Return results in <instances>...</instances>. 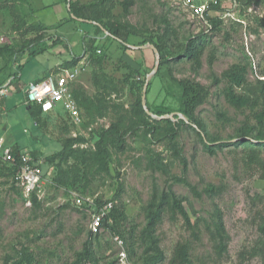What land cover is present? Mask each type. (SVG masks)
I'll use <instances>...</instances> for the list:
<instances>
[{
  "label": "rangeland",
  "instance_id": "374dc122",
  "mask_svg": "<svg viewBox=\"0 0 264 264\" xmlns=\"http://www.w3.org/2000/svg\"><path fill=\"white\" fill-rule=\"evenodd\" d=\"M70 2L94 4L105 26L110 29L113 24L120 25L121 36L129 31L134 34L124 44L109 36L107 30H98L94 22L71 17L66 0H35L34 7L24 5V0H0V60L8 59L9 53L2 50L11 42L18 53L35 52L37 55L27 56L17 65L23 82L37 79L41 74L36 71L43 73L53 58L51 53L39 51L60 44L55 48L60 53L54 59L59 56L61 64L53 72L79 66L74 88L95 105L90 103V109L79 106L80 123L73 122L60 104L36 123L22 106L24 86L13 90L5 102L7 111L0 114V135L6 136L13 147L47 156L44 168L50 179L40 205L34 206L13 181L9 168L0 166V264H17L22 254H31L34 264H117L122 247L106 226L92 233L91 213L95 206L113 199L125 213L120 231L123 228L126 234L135 228L139 232L155 187L159 191L171 188L184 198L190 220L187 223L181 213L175 218L165 214L157 227L166 256L160 264H169L174 247L181 241L189 243L194 264H264V234L256 216L257 208L264 207V179L246 171V153L241 148L229 146L215 154L207 152L198 129L178 111L182 90L177 83L189 79L202 85L204 101L195 116L204 125L201 134L208 143L230 140L244 125L256 124L247 108L240 109L228 101L225 75L240 65L246 68L250 81L263 78L264 0L249 5L241 0H222L207 14V24L192 16L180 0ZM164 16L170 22L174 47L162 58L146 41L156 40L158 32H163ZM210 18L220 21L213 24ZM40 21L53 24L55 30ZM200 33L207 40L200 59L179 58L175 46L187 36ZM89 36L93 37L86 42ZM140 104L151 117L149 125L156 126L153 131L138 121ZM165 119L177 124L175 131ZM113 124L119 131L110 130ZM105 131L112 133L107 138L112 156L107 173L98 172L91 158L95 148L92 133ZM79 133L85 140L75 141L67 153L65 149L64 159L50 158ZM60 167L70 173L66 187H57L51 181ZM77 197L93 199L94 203L84 207L77 203ZM218 215L225 226L223 251L206 226ZM87 240L93 253L90 259L85 258ZM124 248L127 252L126 243Z\"/></svg>",
  "mask_w": 264,
  "mask_h": 264
},
{
  "label": "trees",
  "instance_id": "16d2710c",
  "mask_svg": "<svg viewBox=\"0 0 264 264\" xmlns=\"http://www.w3.org/2000/svg\"><path fill=\"white\" fill-rule=\"evenodd\" d=\"M254 0H241L244 5L253 3ZM68 3V13L71 17L76 19H82L87 22H94L98 30L106 31L109 36L116 38L117 40L127 43V37L132 32H126L125 36L120 34V25L113 24L110 29L109 26H105L102 22V18L98 16L97 10L94 9V4H83L74 5L70 1ZM30 3V0H24V5ZM163 23L166 24L163 32H158L156 40L146 43H152L153 47L156 48L162 58L171 54V50L174 47L172 42L170 29V22L164 16L162 18ZM213 24L216 21H220L219 18H210ZM93 36H89L86 42H90ZM107 38V37H106ZM206 36L203 33L196 34L194 36H187L183 41L177 44L175 47L179 48L176 53L180 57H187L194 60H199L205 47H206ZM171 42V43H170ZM145 43V44H146ZM100 51V49H98ZM30 56L35 55V52L29 54ZM67 67V65H66ZM62 68H65L63 66ZM60 69V68H59ZM227 86L225 87V94L230 103L238 108H247L252 117L255 119L256 124H246L239 129L238 135L230 140L215 141L214 143H208L203 135L204 125L196 118L195 111L203 103L204 94L202 93L203 87L199 82H194L189 79L177 80L179 87L182 90V96L180 99L179 113L188 117L191 121V127L198 129L201 140L207 152L215 154L217 150H221L225 147L232 146L236 149L241 148L245 150L244 168L249 174L259 175L260 178L264 179V74L263 78H258L255 81H250L246 68L240 65H235L228 72H226ZM74 98L78 103L86 109H90V103L95 106L91 100L86 101L79 92H77L73 86ZM143 104V103H142ZM140 104L136 110L138 121L146 126H149L148 131H153L156 128L155 125L150 126L149 119L151 118L146 111L143 109V105ZM28 113L35 119L36 123H39L40 116L45 112L42 110L39 104H31L27 108ZM163 115L162 111L157 112ZM179 117V115H176ZM170 123L171 128L175 131V122L171 119H165ZM180 123H184L183 119ZM112 131H119V127L115 124L110 128ZM174 133V132H173ZM109 132L96 133L93 132L91 139L94 141V150L91 153V158L96 165L98 172H109L110 164L112 160L111 151L107 146V138H110ZM85 140L82 133L78 134L77 138H69L64 144V149L50 157L54 159L56 157H62L64 159L65 149L70 148L75 141ZM24 148L18 146L13 147L16 154ZM34 155L41 154L32 151ZM45 158V165L47 166L48 158ZM7 166L9 173L13 177L15 173V166L0 160V166ZM45 176L49 178L47 170L44 168ZM51 181L57 187H66L70 184V173L64 168L60 167L57 169L55 174L52 176ZM32 203L34 206L40 205V199L36 194L32 195ZM113 201V199H110ZM109 201V200H107ZM170 213L175 218V214L181 213L186 222L190 223L189 217L184 208V198L179 197L171 189L159 191L157 187L154 188L153 195L149 203L145 208V224L139 232L135 231V228L123 232V228L120 231V226L125 219V213L123 208H118L116 205L113 206L109 214L103 219V225L108 227L112 234L119 235L126 243V249L128 257L133 259L134 264H160L166 256L160 245V238L157 235V227L163 220L165 214ZM256 216L259 220V229L264 234V207L257 208ZM123 226V225H122ZM208 231L211 234V238L217 242V247L220 251L225 249V226L221 215H218L216 219L206 225ZM92 237V236H90ZM86 248V259L93 257L91 251L90 240L85 243ZM138 248H141V252H138ZM17 260V264H34V257L31 254H25L20 256ZM114 262H112L113 264ZM85 264V262L81 263ZM169 264H194L191 259L190 245L187 241H181L176 244L173 249L172 256L169 260Z\"/></svg>",
  "mask_w": 264,
  "mask_h": 264
},
{
  "label": "built area",
  "instance_id": "2783aa9c",
  "mask_svg": "<svg viewBox=\"0 0 264 264\" xmlns=\"http://www.w3.org/2000/svg\"><path fill=\"white\" fill-rule=\"evenodd\" d=\"M181 4L196 18L207 21V14L212 9H217L222 0H180ZM206 23V24H207ZM63 68H60L62 70ZM81 68L79 66L63 69L59 72H51L43 79L29 82L25 88V105L39 104L44 112L52 111L58 104L67 111L75 123L81 122L80 107L74 98L73 86ZM45 156L34 155L29 149H21L17 154L13 146L6 145L3 137H0V160L14 165L15 173L13 181L21 190L25 199L31 203L33 194L41 199L49 179L45 176ZM79 205L90 207L93 199L77 197ZM114 206V201H105L95 206L91 213L90 227L93 234L101 231L103 219L107 217ZM113 240L122 247L117 264H132L124 248V240L117 234H112Z\"/></svg>",
  "mask_w": 264,
  "mask_h": 264
},
{
  "label": "crops",
  "instance_id": "0c3cea01",
  "mask_svg": "<svg viewBox=\"0 0 264 264\" xmlns=\"http://www.w3.org/2000/svg\"><path fill=\"white\" fill-rule=\"evenodd\" d=\"M30 5H32V7H34L35 0H30ZM26 6H27V4H26ZM35 16L36 15L34 13V17ZM40 22L45 24L50 30H55V27L53 24L46 23L44 21H40ZM56 46L60 47V44L59 45L56 44L55 46L52 45V48H51V46H49L50 48L44 47V48H42V51H39L38 54H40L41 52H47V53L52 54L53 58L51 61H49L48 68L43 73L41 71L37 70L36 73L40 72V74H41L37 79H30V80L23 82L21 79L22 73H21V71L19 73V69H18V68H20V65H17V62L21 63L23 60H26V57L30 56L29 50H25V49H24L25 51L20 50V52L18 53V52H16V51H18V49H16V46H15V44H13V42H11V44H5L4 45V49L2 50L3 51L2 53L7 51L9 53L8 54L9 57L4 62L2 60H0V114H6L7 108L5 107V102L6 101L8 102V98L13 95V90L16 91V89L22 88L23 86H24V88H26V86L29 82L43 79L46 76H48L51 72H53L57 69V67L61 64V61H60L59 56L56 57V60L54 59V55L57 53H60V49H55ZM35 55H37V54H35ZM13 69H14V71L17 70L18 74L14 73ZM11 73H14V74L12 75ZM25 99L23 100L22 106L25 109V111L28 112L27 111L28 107H26V105H25ZM0 137L4 138L6 145H9V146L14 145V144L11 145V144L7 143L6 136H4L3 134H1Z\"/></svg>",
  "mask_w": 264,
  "mask_h": 264
},
{
  "label": "water",
  "instance_id": "95a60500",
  "mask_svg": "<svg viewBox=\"0 0 264 264\" xmlns=\"http://www.w3.org/2000/svg\"><path fill=\"white\" fill-rule=\"evenodd\" d=\"M68 1H70V0H68ZM80 20H82V19H80ZM154 49H155V51L158 53V51L156 50L155 47H154ZM158 59H159V56H158ZM158 65H159V60L157 61V64H156V66H155V71L157 70ZM146 88H147V83H146L145 86H144V92H143V96H142V102H143V105H144V106H146V105H145V100H146ZM147 112H148L149 114H152L149 110H147Z\"/></svg>",
  "mask_w": 264,
  "mask_h": 264
}]
</instances>
